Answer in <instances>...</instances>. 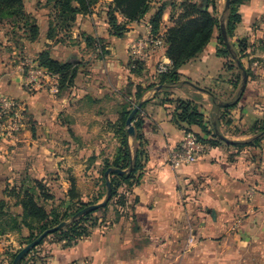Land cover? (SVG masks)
I'll return each instance as SVG.
<instances>
[{
    "label": "crops",
    "instance_id": "crops-1",
    "mask_svg": "<svg viewBox=\"0 0 264 264\" xmlns=\"http://www.w3.org/2000/svg\"><path fill=\"white\" fill-rule=\"evenodd\" d=\"M178 1L154 0L141 19L127 24L121 37L108 32L103 3L111 0H101L91 13L77 16L68 36L59 33L62 41L50 46L54 58L78 65L73 84L55 92L48 83L25 84L20 68L27 56L36 58L51 44L46 38L49 17L43 23L35 17L39 35L34 41L23 38L20 47L0 44V94L24 106L21 130L11 139L0 137V198L11 208L20 211L7 190L26 186L30 179L49 188L52 198L42 200L44 205L58 198L67 203L71 197L86 201L100 193V168L105 159H113L119 146L121 111L139 105L135 113L141 119L146 160L139 183L120 188L126 192L122 215L104 222L71 248L54 245L47 264H66L81 257L88 258L89 264L141 262L143 247L150 248L146 253L152 256L169 253L174 261V249L183 242L177 233L193 223L189 229L198 245L206 237L229 235L241 245L264 248V0H244L238 7L240 21L227 37L232 50L240 41L246 44L240 59L248 70L242 92L241 84L234 86L238 66L225 68L226 59L217 54L218 36L221 28L225 30L226 0H216L219 28L179 68L177 84H158V63L170 62L164 45L142 61L129 57V45L152 34L149 19L155 7L165 5L158 30L163 34L178 12L171 2ZM86 37L101 38L104 46H88ZM177 99L192 101L203 114L206 130L192 125V131L205 139L215 135L220 141L207 144L197 162L172 166L168 153L184 129L173 120ZM226 102L232 105L226 108L222 105ZM131 123L134 130V120ZM124 129L127 133L126 122ZM127 143L133 154L136 142L128 133ZM16 236L0 235L1 264L16 246ZM223 240L214 242L221 245Z\"/></svg>",
    "mask_w": 264,
    "mask_h": 264
},
{
    "label": "trees",
    "instance_id": "trees-1",
    "mask_svg": "<svg viewBox=\"0 0 264 264\" xmlns=\"http://www.w3.org/2000/svg\"><path fill=\"white\" fill-rule=\"evenodd\" d=\"M101 0H48L52 6V12L49 16L46 38L53 43L62 41L59 33L68 36L69 31L73 27L77 16L86 15L92 12L93 8ZM154 0H111L105 4V14L108 23V32L110 35L121 37L127 31V24L138 21L151 8V3ZM244 0H229L228 7L225 8V34L229 37L240 21L238 7ZM173 10H178L173 24L169 26L162 34L165 54L170 60L167 69L164 72L158 73V84L169 87L177 84L180 80L179 68L189 59L195 57L203 47L211 39L213 32L219 28L220 20L217 17L216 0H205L206 7L203 8L202 0H179L171 2ZM209 5L212 10H208ZM164 4L155 7L152 16L149 19L150 30L152 34H157L163 11ZM117 15L123 18V21H118ZM173 15H171V18ZM5 22H11L26 34V39L34 41L39 35V25L35 17L27 14L24 9V0H0V25ZM85 42L88 46L94 43L104 46L101 38L95 39L86 37ZM217 54L224 57V67L231 69L236 67V63L232 58V53L226 47L225 40L221 33L218 36ZM51 44H47L46 48L36 55L37 63L44 67L47 71L57 74L58 89H64L73 84L78 73V65L70 60L62 61L54 58L51 55ZM246 44L242 41L238 42L236 48H233V54L239 60L245 55ZM140 62L134 64L135 67ZM248 74V70H245ZM234 86L239 88L242 81L241 70L238 69L234 77ZM164 101H171L164 99ZM173 120L176 124L184 129H190L192 125L199 126L202 131L206 128L203 125V114L197 108V105L190 100L177 99ZM230 104L229 106H231ZM227 106L226 108H228ZM132 108L124 107L119 119V146L112 160L105 159L100 168V177L102 179V189H105L104 172L107 168L113 167L124 170V173L111 172L109 181L111 183V195L104 206L93 211L82 214L80 217L73 218V215L89 204L98 202L104 195L103 191L93 196L87 202H82L80 199L77 202L71 203L73 206H67L63 212L57 207L46 209L41 201L51 199L52 196L46 192L44 185L33 180L29 186H23L19 189H8V195L15 197V202L12 204L20 211L18 214L12 212L11 205L5 198H0V235L7 232H19L23 227L29 230L26 241L27 244L35 239L41 232L51 228L65 219H71L64 226L49 233L55 237L56 241H65L68 244L72 240H79L86 237L90 233V229L95 227L98 218L94 216L95 212L105 210L109 205H112L115 210L116 219L122 215V208L126 204V192L120 190L122 186L127 188L138 184L142 175L144 162L146 160L145 151L143 148L142 136L139 133L141 119L136 118V113L133 114L131 121L134 120L135 139L134 152L131 154L127 143V133L124 129L126 119ZM191 130V129H190ZM261 131L264 132V124L261 125ZM198 138L206 144H216L220 140L212 135L214 139H205L196 133ZM260 136L257 138L259 139ZM257 140L253 142L256 144ZM103 189V190H104ZM71 195L74 192V183L71 184ZM73 201V197L71 200ZM36 223L37 225H33ZM36 229V231H34ZM46 235V236H47ZM44 241V238L34 247H32L20 260L18 264H37L39 260L44 258L38 254L36 247ZM17 252L10 253L11 264L13 257Z\"/></svg>",
    "mask_w": 264,
    "mask_h": 264
},
{
    "label": "rangeland",
    "instance_id": "rangeland-1",
    "mask_svg": "<svg viewBox=\"0 0 264 264\" xmlns=\"http://www.w3.org/2000/svg\"><path fill=\"white\" fill-rule=\"evenodd\" d=\"M103 4L105 6L106 3L104 2ZM24 9L27 14L36 17L37 20L40 21V23H43V21L46 20L45 16L46 17L52 16L50 15L52 12V6L50 3H48V0H24ZM63 36L65 35L63 34ZM25 37L26 34L22 30H20L16 25H13L11 22H5L0 25V44L9 43L14 47H20L23 42L22 39L23 38L26 39ZM52 45L53 44L51 42V46ZM26 59H31L36 61V58H33L31 56H27ZM22 67H23V62L20 68ZM21 73H22V78L24 80V74L22 71ZM21 104L23 106V103ZM32 181L33 180L30 179L26 187L29 186L32 183ZM43 185L45 186L47 192L49 188H47L45 184ZM103 189L102 191L104 196L99 201H101L105 197L106 187L104 190ZM59 200H60L59 198L54 201L52 200V203H48L47 205L49 204H52L54 206L56 205L55 207H57L59 211L63 212V210L67 206H70L71 203L79 201V199H77L70 201V203H67L64 200L61 201ZM81 201L87 202L88 200L86 201L81 200ZM44 203L45 202L41 201V204L44 205ZM47 205H44L45 208L48 207ZM73 205L74 204H72L71 206ZM12 212L18 214L19 209L13 207ZM94 216L98 218L97 224L95 227L90 229L89 235L86 237H82L79 240H72L68 245L65 241H56L55 237L51 235L45 236L44 241L36 247L38 254L44 258L43 260L42 259L39 260L37 264H47V260L51 256L54 245L55 247L61 249L71 248L77 245L79 242L84 241V239H86L91 235L94 229L103 226L104 222L109 223L112 220L113 221L116 220L115 210L112 205H109V207H107L105 210H100L99 212H95ZM70 220L71 219L69 218V219H65L64 221L67 223ZM194 224L195 223L191 224V226L188 227L187 230L185 229L183 232L177 233V235L181 236L183 242L182 245L174 249V255L177 254V256L174 257V261H172L173 258L169 253L163 252L160 253L162 254L161 256H152L150 255L149 251L146 253V251L150 250V248L143 247L142 248L143 255L141 262H135V263L124 262L118 264H264V248L253 247V246L248 247L245 245H241L239 242L233 240L229 235H223L220 238L215 237L217 239H215L214 237L211 238L206 237L205 239L208 240L201 245L196 244L194 238L193 240L190 241V238L192 237V233L190 232V229L194 228ZM33 225H37V224L34 223ZM34 231H36V229ZM11 233H15L17 235L16 246L12 248V251L8 252V257H7L8 259L7 262H5L4 264H8L10 260L11 252H18V250H20V248H22L25 245L23 244V242L26 241L29 230L26 227H23L19 232H11ZM222 238L224 240L223 242H221L222 243L221 245L219 242L218 243L214 242V240H220ZM66 264H89V260L86 257H81L77 259H72ZM113 264H117V263H113Z\"/></svg>",
    "mask_w": 264,
    "mask_h": 264
},
{
    "label": "built area",
    "instance_id": "built-area-1",
    "mask_svg": "<svg viewBox=\"0 0 264 264\" xmlns=\"http://www.w3.org/2000/svg\"><path fill=\"white\" fill-rule=\"evenodd\" d=\"M163 46L162 34H150L134 40L128 47L131 59L142 61L153 50ZM170 63V62H169ZM169 63L159 62L157 72H164ZM21 71L25 84L40 87L44 83L50 84L51 91L58 90V76L47 71L35 60L25 59ZM23 106L14 97L0 94V137L11 139L21 130L24 124ZM208 145L201 141L197 134L190 129H183L178 144L169 151L168 160L172 166L192 164L197 162L206 152ZM192 237L190 238V241Z\"/></svg>",
    "mask_w": 264,
    "mask_h": 264
},
{
    "label": "water",
    "instance_id": "water-1",
    "mask_svg": "<svg viewBox=\"0 0 264 264\" xmlns=\"http://www.w3.org/2000/svg\"><path fill=\"white\" fill-rule=\"evenodd\" d=\"M202 2L204 3L203 4V8L206 7V4H205V0H202ZM229 5V0H226L225 1V8L228 7ZM221 34L225 40V43H226V47L228 48V50L232 53V58L233 60L235 61L236 65L238 66V68L241 70V74H242V81H241V86H240V92H242L245 88V85H246V81H247V74H246V71L245 69L243 68L239 58L233 54V51H232V48L230 46V44L228 43V40H227V36L225 34V30L224 28H221ZM229 103L226 102L224 104H222L223 106H227ZM139 105H137L136 107H134L131 112L129 113L127 119H126V125H127V133L128 135H133L134 133V130H133V126H132V123H131V118L133 116V114L137 111ZM111 172H117V173H124V170H121V169H118V168H113V167H109L105 170L104 172V178H105V187H106V193H105V197L99 201V202H96V203H93V204H89L87 206H85L83 209H81L80 211H78L77 213H75L73 215V218H76V217H79L81 216L82 214L84 213H87L89 211H93V210H96L98 208H101L102 206H104L105 204H107L109 198H110V195H111V183L109 181V174ZM214 213L211 212V216H213ZM66 224L65 221H61L59 224L51 227V228H48L46 230H44L43 232H41L35 239H33L31 242L25 244L22 248H20V250H18V252L15 254V256L13 257L12 259V263L11 264H18L20 262V260L22 259V257L34 246H36L47 234L49 233H52L53 231L57 230L59 227H62Z\"/></svg>",
    "mask_w": 264,
    "mask_h": 264
}]
</instances>
